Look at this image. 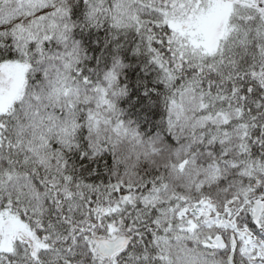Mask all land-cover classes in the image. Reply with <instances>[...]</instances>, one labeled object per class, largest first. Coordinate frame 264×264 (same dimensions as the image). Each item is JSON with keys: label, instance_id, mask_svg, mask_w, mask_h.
I'll list each match as a JSON object with an SVG mask.
<instances>
[{"label": "snow or ice", "instance_id": "snow-or-ice-1", "mask_svg": "<svg viewBox=\"0 0 264 264\" xmlns=\"http://www.w3.org/2000/svg\"><path fill=\"white\" fill-rule=\"evenodd\" d=\"M0 264H264V0H0Z\"/></svg>", "mask_w": 264, "mask_h": 264}]
</instances>
